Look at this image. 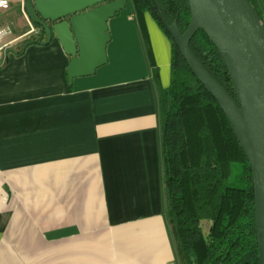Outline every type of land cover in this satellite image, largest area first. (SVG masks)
<instances>
[{
    "label": "crops",
    "instance_id": "0c3cea01",
    "mask_svg": "<svg viewBox=\"0 0 264 264\" xmlns=\"http://www.w3.org/2000/svg\"><path fill=\"white\" fill-rule=\"evenodd\" d=\"M13 8L2 22L15 37L36 27ZM145 20L167 88L172 42ZM109 25V62L73 84L56 38L0 52V264H180L154 65L133 3Z\"/></svg>",
    "mask_w": 264,
    "mask_h": 264
},
{
    "label": "trees",
    "instance_id": "16d2710c",
    "mask_svg": "<svg viewBox=\"0 0 264 264\" xmlns=\"http://www.w3.org/2000/svg\"><path fill=\"white\" fill-rule=\"evenodd\" d=\"M251 1L264 19V0ZM132 3L154 65L161 119L164 202L178 241L180 264H260L250 161L228 114L192 70L167 29V25L175 23L182 33L188 29L190 2ZM147 12L172 42L171 83L167 88L160 82L152 55ZM34 24L41 29L39 39L44 38L43 27ZM190 46L207 72L237 101L226 62L205 29L195 33Z\"/></svg>",
    "mask_w": 264,
    "mask_h": 264
},
{
    "label": "water",
    "instance_id": "95a60500",
    "mask_svg": "<svg viewBox=\"0 0 264 264\" xmlns=\"http://www.w3.org/2000/svg\"><path fill=\"white\" fill-rule=\"evenodd\" d=\"M189 2L191 23L184 33L176 23L169 26L163 21L180 45L187 63L228 114L250 161L259 224L260 264H264V19L251 0ZM202 3L219 38L200 21ZM126 7L127 0H25L29 19L43 27L46 39H28L22 52L33 43L48 45L56 38L72 57L67 66L70 84L75 78L94 75L109 62L108 45L112 41L109 21ZM200 28L206 30L224 58L237 101L194 56L190 43Z\"/></svg>",
    "mask_w": 264,
    "mask_h": 264
},
{
    "label": "built area",
    "instance_id": "2783aa9c",
    "mask_svg": "<svg viewBox=\"0 0 264 264\" xmlns=\"http://www.w3.org/2000/svg\"><path fill=\"white\" fill-rule=\"evenodd\" d=\"M25 0H0V19L9 12L15 4H19L24 9ZM25 10V9H24ZM26 12V11H25ZM41 29L39 27L32 28L31 31L15 37L14 27L11 23H3L0 21V52L15 49L17 42L21 38H33L39 36Z\"/></svg>",
    "mask_w": 264,
    "mask_h": 264
},
{
    "label": "bare ground",
    "instance_id": "6f19581e",
    "mask_svg": "<svg viewBox=\"0 0 264 264\" xmlns=\"http://www.w3.org/2000/svg\"><path fill=\"white\" fill-rule=\"evenodd\" d=\"M201 15H200V18H201V23L203 25H206L207 27H209V29H211V31H213V33L219 38V33L216 29V26L215 24L213 23V20L206 8V6L202 3L201 4Z\"/></svg>",
    "mask_w": 264,
    "mask_h": 264
},
{
    "label": "rangeland",
    "instance_id": "374dc122",
    "mask_svg": "<svg viewBox=\"0 0 264 264\" xmlns=\"http://www.w3.org/2000/svg\"><path fill=\"white\" fill-rule=\"evenodd\" d=\"M129 3H132V0H127ZM11 13V15L13 16V18H16V20H19V12H18V10L16 9V8H13V10L10 12ZM4 19H8V17L6 16V17H2L1 18V22L4 20ZM10 19V18H9ZM8 19V20H9ZM11 19H12V17H11ZM20 30H22V29H24V27H20L19 28Z\"/></svg>",
    "mask_w": 264,
    "mask_h": 264
}]
</instances>
